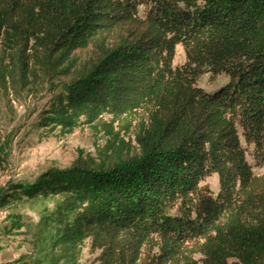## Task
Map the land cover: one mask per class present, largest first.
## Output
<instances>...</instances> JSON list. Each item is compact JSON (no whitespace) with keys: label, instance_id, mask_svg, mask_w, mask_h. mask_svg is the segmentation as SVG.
Wrapping results in <instances>:
<instances>
[{"label":"trees","instance_id":"1","mask_svg":"<svg viewBox=\"0 0 264 264\" xmlns=\"http://www.w3.org/2000/svg\"><path fill=\"white\" fill-rule=\"evenodd\" d=\"M39 84V129L106 140L0 187V209L40 207L13 264H81L87 244L96 264H264V0H0V90Z\"/></svg>","mask_w":264,"mask_h":264},{"label":"rangeland","instance_id":"2","mask_svg":"<svg viewBox=\"0 0 264 264\" xmlns=\"http://www.w3.org/2000/svg\"><path fill=\"white\" fill-rule=\"evenodd\" d=\"M185 62V51L180 44L176 49L174 66ZM227 81L225 74L214 78L206 73L200 76L198 85L206 91H214ZM51 95L48 87L42 84L22 91H16L11 86L0 90V133L11 139L9 155L0 162V187L9 181H33L52 167H67L76 158L78 150L94 153L96 145L105 142L103 133H96L90 126L65 136L58 131L50 134L39 129L38 114L47 106ZM105 119L110 118L106 116ZM248 160L257 174L264 173V167L256 164L252 148L248 150ZM206 184L215 193L218 192L217 175L209 177ZM4 211L0 215V264H13L21 257L34 258L40 221L39 205L27 201L7 207ZM13 214L20 216V228H11ZM98 254L87 244L83 248L81 264H96Z\"/></svg>","mask_w":264,"mask_h":264},{"label":"built area","instance_id":"3","mask_svg":"<svg viewBox=\"0 0 264 264\" xmlns=\"http://www.w3.org/2000/svg\"><path fill=\"white\" fill-rule=\"evenodd\" d=\"M4 209H0V215H3L4 214Z\"/></svg>","mask_w":264,"mask_h":264}]
</instances>
